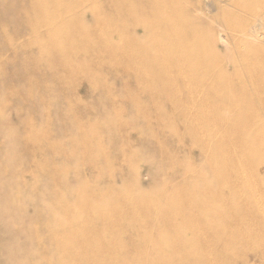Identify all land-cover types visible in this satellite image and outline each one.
Wrapping results in <instances>:
<instances>
[{
	"label": "rangeland",
	"instance_id": "rangeland-1",
	"mask_svg": "<svg viewBox=\"0 0 264 264\" xmlns=\"http://www.w3.org/2000/svg\"><path fill=\"white\" fill-rule=\"evenodd\" d=\"M40 1L0 0V264H264V161L248 171L250 154L236 146L234 156L225 136L247 127L244 92L264 102V81L241 84L264 77V47L234 40L252 24L264 37L254 16L264 0H195L202 12L193 0H42L69 6L72 22L35 32ZM165 10L181 29L186 76L174 72ZM46 31L63 33L61 49L37 40ZM218 33L229 46L217 47ZM253 60L262 66L248 71ZM216 104L231 117L221 121ZM252 142L262 158L264 137ZM232 203L227 217L203 213Z\"/></svg>",
	"mask_w": 264,
	"mask_h": 264
},
{
	"label": "bare ground",
	"instance_id": "bare-ground-1",
	"mask_svg": "<svg viewBox=\"0 0 264 264\" xmlns=\"http://www.w3.org/2000/svg\"><path fill=\"white\" fill-rule=\"evenodd\" d=\"M38 1V0H37ZM57 1V0H56ZM71 1V0H70ZM194 1V5H195V0H193ZM234 1V0H233ZM261 1V0H260ZM40 2H42V0L40 1ZM40 2H39V4H40ZM57 2H59V1H57ZM168 2V1H167ZM43 3H46V1H43L41 4H40V7H45L46 9V13H44L43 11V14L44 15H42L43 17H41L37 22H35L36 24H35V26L37 25L39 28V30H36V28H35V32H37V31H41V30H44L43 28H45V29H50L51 30V28H50V26H52V25H54V24H57V23H59V22H61V21H63V20H65V22H72V21H69V20H67V19H65L64 17H65V15H66V13H68V14H71V12H73V11H65V15H64V17H63V15H62V8H64L65 9V4L63 5L62 3H61V1H60V3H57V4H52V5H47V4H49V3H47V4H43ZM144 3V2H143ZM38 4V3H37ZM69 4V3H68ZM89 4H91L90 2H89ZM216 4L217 5H219L217 2H216ZM221 4V3H220ZM262 12L260 11V10H258L257 9V7H256V10H258V11H260L261 13H260V15H254V16H256L255 18L258 20V16H264V2H262ZM169 5V4H168ZM176 5V4H175ZM199 5V4H198ZM196 6L195 5V7H196V11L198 12V11H201L202 12V9H201V7L200 6ZM164 6L165 5H161V7H163L164 8ZM223 6V5H222ZM47 7H49V8H51V10L49 11V8L47 9ZM69 7V6H68ZM68 7H66L67 9H68ZM220 7V6H219ZM166 8V7H165ZM221 8V7H220ZM219 8V9H220ZM44 9V8H43ZM224 9H226L225 7H224ZM48 10V11H47ZM195 10V9H194ZM192 11V10H191ZM195 11V12H196ZM190 12V11H189ZM194 12V13H195ZM226 12H227V10H226ZM63 13H64V11H63ZM191 13V15H192V12H190ZM67 14V15H68ZM182 14V13H181ZM96 14H94V17H97L98 18V16H95ZM102 16V15H101ZM100 16V17H101ZM71 17H73L72 16V14H71ZM184 17H186V19L187 20H190L191 19V17H189L188 16V14L187 15H185ZM193 18L192 19H195L196 21H198V17H197V15H196V18H195V16L193 15L192 16ZM162 19H165L166 21H167V23H166V26L164 25V28H165V32L167 31V33H166V36H167V38L170 40V41H172V40H174V39H176V43L175 44H172L171 45V49H172V53L174 54V56L175 57H178V61H176V63H175V65H174V72H176V73H178V74H181V75H183V76H186L187 74H188V72L190 71V66L187 64V62H185V60H183V61H181V58L180 57H184V54H185V47L183 46V44H182V42H181V39L179 38V36L181 35V29H180V27L178 26L179 24H175V20L173 19V15L169 12H167L166 10L165 11H163V13H162ZM130 20V19H129ZM177 21V20H176ZM195 21V22H196ZM64 23V22H63ZM165 23V22H164ZM177 23V22H176ZM196 25H198V23H196ZM62 26V25H61ZM71 26V25H70ZM47 27H49V28H47ZM53 27V26H52ZM57 27V26H56ZM59 27V26H58ZM64 27H65V24H64ZM40 28H42L41 30H40ZM61 28V27H60ZM69 28V27H68ZM67 28V29H68ZM64 29V28H63ZM65 30V29H64ZM63 30V31H64ZM68 31V30H67ZM67 31H65L66 33H67ZM80 31H81V29H80ZM99 31H100V29H99ZM98 31V32H99ZM114 31V30H113ZM139 31V30H138ZM47 33H45V36H43V35H41V34H39V32L37 33L38 34V37L37 38H39V39H37V40H42V41H46V42H48V43H56V42H58L59 41V43H60V40H59V37L60 36H62L63 35V33L62 34H60L59 32V34H57L56 32H48V31H46ZM115 32H117V29H116V31ZM56 33V34H55ZM66 33H64L65 35L64 36H66L67 34ZM100 33V32H99ZM231 33H233V32H231ZM101 34V33H100ZM103 34V33H102ZM101 34V36H103ZM114 34V33H113ZM117 34V33H116ZM236 34V33H235ZM69 35H71V34H69ZM68 35V37L67 38H69L70 36ZM237 35H239L238 33H237ZM105 36V35H104ZM104 36H103V38H104ZM114 37V36H113ZM116 37V36H115ZM119 37V36H118ZM177 37V38H176ZM35 38H36V36H35ZM61 38V37H60ZM214 38V37H213ZM231 38H233L231 35H228V34H226V35H224L223 33H221V34H217V47H218V43L220 42V43H222V44H226V46H229L230 45V43L232 42L231 41ZM62 39V38H61ZM68 40V39H67ZM140 40H142V39H140ZM234 40H241V42L242 43H244V44H246V47H250V48H254V49H259V48H262V47H264V37H263V35H262V32H260V30L258 29V25H250V26H247V27H242V29H241V32H240V35L238 36V37H236ZM38 42V41H37ZM61 42H62V40H61ZM241 42H239V43H241ZM45 43V42H44ZM38 44V43H37ZM41 44V43H40ZM39 44V45H40ZM151 44V43H150ZM207 44H209V43H207ZM243 44V45H244ZM34 45V44H33ZM46 45V44H45ZM61 45H62V43H60V45L58 44V46H59V48L61 47ZM242 45V44H241ZM209 46V45H208ZM41 47H42V45H41ZM40 47V48H41ZM63 47V46H62ZM244 48H245V45L243 46ZM61 49V48H60ZM202 49V51H203V48H201ZM247 50V49H246ZM245 50V51H246ZM61 51V50H60ZM64 51V50H63ZM244 51V52H245ZM62 52V51H61ZM154 52V51H153ZM215 52V51H214ZM261 53H262V57L264 58V49H261V51H260ZM248 53V52H247ZM63 54V53H62ZM203 54V53H202ZM205 55V54H204ZM253 55V54H252ZM198 57V56H197ZM206 58V57H205ZM218 58V57H217ZM225 59V58H224ZM228 59V58H227ZM226 59V60H227ZM126 60V59H125ZM207 60H208V58H207ZM212 59H210V61H211ZM262 60V59H261ZM263 62H262V64L264 63V60H262ZM208 62V61H207ZM230 62V61H229ZM173 63V62H172ZM211 64H212V62H211ZM227 64H229V63H227ZM172 66V65H171ZM220 66V65H219ZM262 65L260 64L259 65V62L257 63V62H255L254 60H253V62H250V61H248L247 62V65H246V69L249 71H251V69H252V67H256V68H259V67H261ZM264 66V65H263ZM122 67V66H121ZM127 68H129L128 66H126ZM132 66H130V68H131ZM123 68H124V66H123ZM216 68H217V66H215V70H216ZM219 68V67H218ZM227 68V67H226ZM244 68V67H243ZM73 69V68H72ZM76 69V68H75ZM133 70H134V68H132ZM167 69V68H166ZM136 70V69H135ZM231 71V70H230ZM227 72V71H226ZM191 73V72H190ZM233 73H234V71H233ZM170 74V73H169ZM235 74V73H234ZM263 76H264V74H262ZM189 76V75H188ZM188 76H187V78H188ZM171 77V76H170ZM190 77V76H189ZM257 78H252V77H249L248 78V81L245 83V82H242L241 84H242V87L244 86V87H246V86H248L249 85V88L251 87V85H253V87H257V85L258 84H260L261 83V81H264V77H260V75L259 76H256ZM175 79H173V81H174ZM238 80V79H237ZM187 82V81H186ZM191 82V81H190ZM197 82V81H196ZM239 82V81H238ZM258 83V84H257ZM233 84V83H232ZM240 86V85H239ZM190 87V86H189ZM246 89V88H245ZM245 89H244V91H245ZM189 90V89H188ZM198 90V89H197ZM195 93H197V91L195 92ZM189 94H191L190 92H188V95ZM199 94V96L201 95L200 93H198ZM194 95V94H193ZM253 96L255 97V98H253ZM261 97H264V94L263 95H260ZM201 97V96H200ZM204 98V97H203ZM190 99H192V97L190 98ZM197 99H199V97L197 98ZM254 99H255V101H257L258 103H260V104H262V103H264L263 102V98H262V100H259V98H258V94H252V92H246V94H245V92H244V94H242V98H241V103H242V108H244L246 111H247V113H242V111L243 110H240L239 111V120L240 121H248V124H247V127L245 128L244 126H243V128L241 127L240 129H239V132H237L236 130L234 131V129H233V133H231V136L230 135H228V134H225V136L227 137V136H229L230 138H229V140L230 139H233V141L231 140L230 142H232V143H234V145H233V148L231 149V151H230V153H232L233 151H234V156H235V154H237L236 152L238 151L237 150V148L239 147V150L242 152V153H249L250 155H247V156H249V160H248V162H247V166H246V169L249 171H251L252 169H253V167H254V164H255V162H263L264 161V156L262 155V158H261V156H258V157H256V156H254L253 155V153L254 152H256V151H259V147L258 146H256V141L255 142H252V140H253V138H255V137H264V121H263V119L262 118H260L259 116L258 117H256V118H252V115H251V111L253 110V106H255V102H254ZM204 101H206V99H203ZM202 100V101H203ZM229 101V100H228ZM234 101V100H233ZM237 101V100H236ZM196 102V104H197V101H195ZM194 102V103H195ZM223 102V101H222ZM221 102V103H222ZM202 103V102H201ZM235 102H233V104H234ZM186 104V103H185ZM228 104V103H227ZM260 104L258 105V106H260ZM199 105V104H198ZM208 105H209V103H208ZM222 105V104H221ZM241 104H235V106H238V109H239V106H240ZM193 106H196L195 104L193 105ZM210 106V105H209ZM216 107H215V110H216V112L218 113V115L217 116H219V119L221 120V121H226L227 120V115H228V117H229V115H230V117H231V115L233 114V112H232V114H228V113H226L227 111L229 112V110L227 109V111L225 110L228 106H226V108H224L223 107V105L222 106H219L218 104H216L215 105ZM197 107V106H196ZM198 108V107H197ZM196 108V109H197ZM244 110V112H246ZM197 113V112H196ZM207 113H209V112H207ZM192 115H194V112H193V114ZM198 115V114H197ZM196 115V116H197ZM226 115V116H225ZM16 116H18V115H16ZM194 117V116H193ZM205 117V116H204ZM213 117V116H212ZM254 117V116H253ZM11 118V117H10ZM16 118V117H15ZM200 118V117H199ZM209 118V117H208ZM226 118V119H225ZM196 119V118H195ZM194 119V120H195ZM197 119H198V117H197ZM201 119V118H200ZM199 119V120H200ZM211 119V118H210ZM6 120V119H5ZM205 120H207L206 118H205ZM22 121V120H21ZM230 121V120H229ZM20 122V121H19ZM228 122V121H227ZM231 122H233V120L231 121ZM210 124V123H209ZM240 126H241V124H240ZM9 127V126H8ZM202 128H204V127H202ZM212 128V127H211ZM210 128V129H211ZM214 128H216V127H213L212 129H211V131L209 132V134H211L212 132H214V130H216V129H214ZM7 129V128H6ZM220 129V128H219ZM224 128H222V130H223ZM9 130V129H8ZM10 130H12V129H10ZM202 130H204V129H202ZM222 130H219V132L220 131H222ZM229 130V129H228ZM231 131V130H230ZM7 132H9V131H7ZM10 132H12V131H10ZM10 132L8 133V134H6V136H8L9 134H10ZM205 132H206V134H208V131L207 130H204V132H202V133H204L205 134ZM232 132V131H231ZM13 133V132H12ZM11 133V134H12ZM226 133H228V132H226ZM10 134V136H12V135H14V133L11 135ZM220 134V133H219ZM219 134H217V135H219ZM17 135V134H16ZM20 135V134H19ZM216 135V133L214 134V136ZM224 134L222 133V136H223ZM243 137L244 138V141H240L239 143H237V144H235V139L236 138H238V137ZM221 137V136H220ZM224 137V136H223ZM232 137V138H231ZM8 138H9V136H8ZM201 138V137H200ZM216 138V137H215ZM10 139V138H9ZM211 139V138H210ZM218 139V138H217ZM224 139H226V138H224ZM228 139V138H227ZM252 139V140H251ZM208 140V139H207ZM12 141H15V140H12ZM219 141H220V139L219 140H217V142L219 143ZM223 141V140H222ZM212 143V142H211ZM217 143V144H218ZM224 143H225V140H224ZM14 144V143H13ZM227 144H229V142L227 143ZM261 145H260V147H261V151L263 152V154H264V142H262V143H260ZM15 145V144H14ZM210 145V144H209ZM219 145V144H218ZM16 146V145H15ZM203 146L204 145H202V149H203ZM226 146V145H225ZM236 146H238V147H236ZM176 147V146H175ZM205 147V146H204ZM227 147H228V145H227ZM226 147V148H227ZM230 147H231V145H230ZM229 147V148H230ZM17 148V147H16ZM211 148V147H210ZM201 149V148H200ZM17 150H18V148H17ZM209 150V152H210V155H212V153H211V149H208ZM230 150V149H229ZM233 150V151H232ZM181 151V150H180ZM206 151H207V147H206ZM224 151H226V149L224 150ZM208 152V151H207ZM207 152H206V154H207ZM224 153V152H223ZM209 154V153H208ZM227 154H228V152H227ZM226 154V155H227ZM200 156H201V154H200ZM228 156H231V161H233L232 159L233 158H235V157H233L232 158V154L231 155H229L228 154ZM246 156V155H245ZM246 156V158H248ZM202 157H203V155H202ZM209 157V156H208ZM239 157V156H238ZM182 158V157H181ZM187 158V157H186ZM198 158V157H197ZM197 158H196V160H197ZM205 158V157H204ZM211 158V157H210ZM261 158V159H260ZM239 159V158H238ZM202 160V159H201ZM208 160V159H207ZM198 161H200V160H198ZM211 161H212V159H211ZM239 161V160H238ZM201 163L203 162V161H200ZM213 162V161H212ZM235 162H237L236 160L234 161V163ZM241 162V161H240ZM239 162V163H240ZM242 162H245V160H242ZM233 163V162H232ZM231 162H230V165H232L233 166V164H232ZM7 164H9L8 162H6V165ZM204 164H206V163H203L202 164V167H203V165ZM236 164V163H235ZM201 165V164H200ZM206 166V165H205ZM211 166V165H210ZM231 166V167H232ZM237 166V165H236ZM240 166H241V163H240ZM227 167V166H226ZM238 167V166H237ZM242 167V166H241ZM9 168H10V165H9ZM8 168V169H9ZM233 168V167H232ZM237 169V168H236ZM235 169V170H236ZM242 169V168H241ZM227 170H229V169H227ZM205 171V170H204ZM234 171V170H233ZM244 170H242V172H243ZM237 172V171H236ZM193 173V172H192ZM244 174H245V172H243ZM189 174V173H188ZM236 174V173H235ZM163 176V175H162ZM162 176H161V178H162ZM169 176H171V174L169 175ZM185 176H186V174H185ZM236 177H237V175H236ZM245 178L247 179L248 177L246 176V174H245ZM166 179V178H165ZM213 181V180H212ZM248 181H249V179H248ZM248 181H247V184H249L250 183V181H249V183H248ZM214 182L216 183V179L214 180ZM234 182H238V181H235L234 180ZM240 182V181H239ZM120 183H121V181H120ZM119 183V184H120ZM251 185V184H250ZM212 186H215V184L214 185H212ZM252 186V185H251ZM217 186H215L214 188H216ZM231 187V186H230ZM157 188L158 189H160L159 188V186H157ZM142 189H144V188H142ZM242 189H243V187H242ZM257 189V188H256ZM216 190V189H215ZM218 190V189H217ZM163 191V190H162ZM209 191H210V189L208 190V195H209ZM220 192V191H219ZM242 192V191H241ZM148 193V192H147ZM205 194H206V192H205ZM211 195H213V194H211ZM207 196V195H206ZM209 197V196H208ZM258 197V196H257ZM259 197L263 200V202H264V194L263 193H261L260 195H259ZM206 198V197H205ZM17 199V198H16ZM106 199V198H105ZM245 199V201H247V202H249V203H251V205H252V207L253 208H255L256 210H259V206L262 204V202H260L261 204L258 206V205H256V203H255V201H257V199H255V201H251V199H249V196L247 195L246 196V198H244ZM18 201V200H17ZM164 203V202H163ZM234 203V202H233ZM233 203H232V205L231 206H229V207H219V206H217V208H212L211 206H210V208H212V209H209V206H208V208H206L205 207V209H204V211H203V213H204V215H208V214H210V216H215V218L216 219H221V218H223V217H227L228 216V209L229 210H231V209H233V207H235V205H233ZM96 204V203H95ZM108 203H106V205H107ZM258 204V203H257ZM206 205V204H205ZM233 206V207H232ZM261 206H263V205H261ZM52 207V206H51ZM214 207V206H213ZM261 209V208H260ZM76 210V209H75ZM195 212V210L192 212V213H194ZM76 214V213H75ZM54 215H55V213H54ZM194 215V214H193ZM197 213H196V217H197ZM75 216V215H74ZM199 216V215H198ZM57 216H55L54 218H56ZM73 217V216H72ZM114 217V216H113ZM196 217H195V219H196ZM193 218V217H192ZM60 219H62V217L60 218ZM194 219V218H193ZM199 219H200V217H199ZM201 220V219H200ZM62 221H65L64 219H62ZM193 221V220H192ZM66 222V221H65ZM194 222V221H193ZM53 223H55V222H53ZM203 223V222H202ZM195 224H196V221H195ZM53 225H56V224H53ZM204 225V224H203ZM202 225V226H203ZM196 226V225H195ZM201 226V225H200ZM199 226V227H200ZM198 227V224H197V228H199ZM201 229V228H200ZM203 229H205V227L203 228ZM214 229H215V231H217L218 233L219 232H221V230H219L218 229V227L217 228H215V226H214ZM182 231V230H181ZM227 231V230H226ZM183 232V231H182ZM194 232V231H193ZM203 232V231H202ZM207 232H206V230L204 231V234H206ZM201 232H200V238H201ZM203 234V235H204ZM202 235V236H203ZM207 235V234H206ZM205 235V236H206ZM205 236H203L204 238H205ZM207 238H208V236H207ZM206 239V238H205ZM197 240H199V239H197ZM201 240H203V238L202 239H200L199 241V243H201L200 245H204V244H206L205 243V240H203L204 242H202ZM210 240V239H209ZM218 240L220 241V242H222V239L220 238V237H218ZM209 244H210V242H209ZM212 246V245H211ZM210 246V247H211ZM190 248V247H189ZM206 249V248H205ZM214 249V248H213ZM194 250V249H193ZM207 250H209V249H207ZM202 251H203V249H202ZM209 251H213L214 253H215V251L214 250H212V247H211V249L209 250ZM206 252V251H205ZM213 252H212V256H213V258H215V256L213 255ZM192 253V252H191ZM204 253V252H203ZM218 253V252H217ZM216 253V254H217ZM195 254H197V253H195ZM194 254V255H195ZM206 254V253H205ZM193 255V256H194ZM217 257V256H216ZM212 257L210 258V261L211 262H214L215 261V259L214 260H211V259H213ZM206 259H208V257L206 258ZM220 259V258H219ZM219 259H216L217 261H219ZM208 261V260H207ZM216 261V262H217ZM220 262V261H219ZM218 263V262H217Z\"/></svg>",
	"mask_w": 264,
	"mask_h": 264
}]
</instances>
